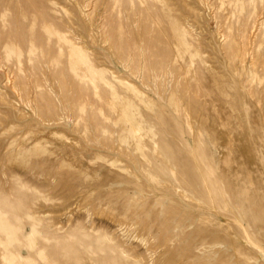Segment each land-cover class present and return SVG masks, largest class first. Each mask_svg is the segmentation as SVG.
I'll return each mask as SVG.
<instances>
[{
    "label": "rangeland",
    "instance_id": "374dc122",
    "mask_svg": "<svg viewBox=\"0 0 264 264\" xmlns=\"http://www.w3.org/2000/svg\"><path fill=\"white\" fill-rule=\"evenodd\" d=\"M0 264H264V0H0Z\"/></svg>",
    "mask_w": 264,
    "mask_h": 264
}]
</instances>
